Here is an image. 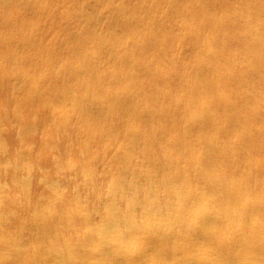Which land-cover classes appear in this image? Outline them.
<instances>
[{
  "label": "bare ground",
  "instance_id": "obj_1",
  "mask_svg": "<svg viewBox=\"0 0 264 264\" xmlns=\"http://www.w3.org/2000/svg\"><path fill=\"white\" fill-rule=\"evenodd\" d=\"M102 135L132 145L99 153L130 176L126 205L78 232ZM1 165L0 264H123L139 238L149 264H246L237 236L264 234V0H0Z\"/></svg>",
  "mask_w": 264,
  "mask_h": 264
},
{
  "label": "rangeland",
  "instance_id": "obj_2",
  "mask_svg": "<svg viewBox=\"0 0 264 264\" xmlns=\"http://www.w3.org/2000/svg\"><path fill=\"white\" fill-rule=\"evenodd\" d=\"M102 139L103 141H105V143H103L102 145L99 146V148L96 150L95 149V153H93V163H97L99 165L100 168H98V170L95 172V183H93L92 185H86L84 188H86L85 190V195H86V199L87 202L92 206L91 209V214L93 215V220L91 222L93 223H89V226H86V223L83 224L80 229L78 230V232H86L88 230V228H90V226L94 227L97 226L96 224L98 222V218L103 214V215H109L110 212H122V209L118 210L114 204L109 202L110 197H112L114 200H117V202H120L122 205H126V200L127 198L123 195H119V194H114L116 192H119L121 190V188L128 184L130 181V176L129 175H124L123 174V170L121 169V160L116 159L115 161L113 160V163H111L110 165L106 162L107 160H109V157L106 158H102L103 156H101L99 153H106V151L108 150H112L114 149L116 146H120V148H128L130 146H132L130 143L127 142H121V140L118 141H110L109 137H107L106 135H102ZM135 150H138V146L134 145ZM133 161L131 164V168L133 170H136V163H139V158H137L136 156H133ZM199 165H202L201 163H198ZM113 165H115V169L113 170L112 167ZM4 165H1L0 167H3ZM6 167V165H5ZM143 168H148L146 164L142 165ZM101 168L104 169V171H101ZM5 171L0 170V173L3 174ZM106 177V181L104 182L102 179ZM74 179L76 181V183H81L82 180V173L80 172L79 174H77V176H71L70 179ZM1 185V184H0ZM7 186V185H5ZM156 189H158L159 187L156 186ZM120 189V190H119ZM164 188H159L160 191H162ZM69 191H74V188L69 187L68 188ZM169 191V190H168ZM102 192L101 197L98 196V193ZM169 193L171 194V196L175 199H178L179 197H177L176 193L174 191H169ZM20 192L17 191L16 194V198L20 197ZM23 197V196H22ZM39 197H35V200H38ZM108 198V201L104 202L106 199ZM136 205H138L139 207H141L140 203H136ZM157 212V216L155 219L159 220V224L162 225V230L165 231L166 233H170L171 231V227L168 224V220L167 218L164 216L163 213L161 212ZM199 212L205 214L206 213V209H201L199 210ZM122 216V215H121ZM253 217L249 214L246 217V220H252ZM149 223V221H148ZM208 222H206L205 224H207ZM150 224H155L154 219L151 220ZM204 224V226H206ZM235 226L237 227V229H240L243 224L240 222H235ZM151 226L149 225V228ZM148 228V229H149ZM147 229V230H148ZM241 230V229H240ZM175 231H177V229H175ZM237 244L241 247V248H246L247 246H251L252 248L255 249V253L246 256L245 258L242 257L241 259H239L237 261V263H246L247 262H252L254 264H264V234H259L253 241H249L248 238H246L245 234H241L237 236L236 239ZM147 247V242L144 239H136L135 241H125L123 243L120 244V246H117V249L121 252H124L125 254V258L124 260L125 263L123 264H149V259H150V254H149V250ZM199 247H201V244H197L196 245V249L195 251H193L192 253H199ZM137 248H143V250L145 251V255H144V259L143 260H138V262L133 261V256L134 253L131 251L132 250H137ZM243 255V254H241ZM107 263L106 264H116L115 258L111 257V258H107ZM84 264H104L103 260L99 261L96 259H89L87 257H85L83 259Z\"/></svg>",
  "mask_w": 264,
  "mask_h": 264
}]
</instances>
